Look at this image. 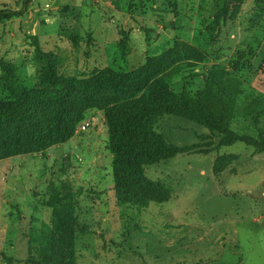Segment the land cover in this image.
<instances>
[{
    "label": "rangeland",
    "instance_id": "374dc122",
    "mask_svg": "<svg viewBox=\"0 0 264 264\" xmlns=\"http://www.w3.org/2000/svg\"><path fill=\"white\" fill-rule=\"evenodd\" d=\"M19 1L0 0V10L18 11ZM224 7L225 0H35L22 17L0 23V62L16 68L22 93L40 84L38 50L83 79L132 71L185 42L206 57L197 71L237 89L234 130L256 137L264 130V0H245L217 27ZM154 127L174 145L211 151L145 168V186L127 182L114 171L105 113L93 109L72 140L0 159V264H26L44 224L61 237L62 213L49 202L64 186L79 190L87 227L76 237L78 264H264V154L241 143L217 149L219 136L179 117L164 115ZM230 156L237 159L217 174V162ZM124 188L133 197L121 203Z\"/></svg>",
    "mask_w": 264,
    "mask_h": 264
},
{
    "label": "trees",
    "instance_id": "16d2710c",
    "mask_svg": "<svg viewBox=\"0 0 264 264\" xmlns=\"http://www.w3.org/2000/svg\"><path fill=\"white\" fill-rule=\"evenodd\" d=\"M34 1L20 0L18 11L0 10V23L22 17ZM244 2L225 0L216 26L231 11L237 14ZM128 44L129 34L123 33L118 49L124 59ZM205 59L201 50L177 42L173 49L132 71L106 69L79 79L64 75L58 58L38 50L37 60L45 64L40 84L22 93L17 88L16 68L9 62H0V159L22 154L23 147L43 151L72 140L86 113L93 109L105 113L116 175L136 185L149 182L145 176L149 166L211 151L208 146L203 150L198 145L180 147L170 142L154 127L164 115L196 123L219 136L217 149L241 143L264 154V130L256 137L234 130L240 97L237 89L216 73L205 72L204 68L197 71ZM108 95L120 98L110 103ZM51 104L56 108H50ZM235 159L236 156L220 159L216 173L223 172L228 160ZM62 192L61 197L49 202L50 207L57 206L62 213L61 237L44 224L40 237L29 246L26 264H78L76 237L87 232L78 217L80 192L69 186H64ZM117 195L121 203L132 201L133 194L127 188L118 189Z\"/></svg>",
    "mask_w": 264,
    "mask_h": 264
},
{
    "label": "built area",
    "instance_id": "2783aa9c",
    "mask_svg": "<svg viewBox=\"0 0 264 264\" xmlns=\"http://www.w3.org/2000/svg\"><path fill=\"white\" fill-rule=\"evenodd\" d=\"M82 131H85L86 130V126H82Z\"/></svg>",
    "mask_w": 264,
    "mask_h": 264
}]
</instances>
